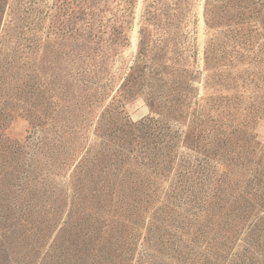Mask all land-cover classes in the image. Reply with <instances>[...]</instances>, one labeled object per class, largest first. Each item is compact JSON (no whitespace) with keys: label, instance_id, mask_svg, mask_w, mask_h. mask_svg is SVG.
I'll use <instances>...</instances> for the list:
<instances>
[{"label":"rangeland","instance_id":"rangeland-1","mask_svg":"<svg viewBox=\"0 0 264 264\" xmlns=\"http://www.w3.org/2000/svg\"><path fill=\"white\" fill-rule=\"evenodd\" d=\"M0 264H264V0H0Z\"/></svg>","mask_w":264,"mask_h":264}]
</instances>
